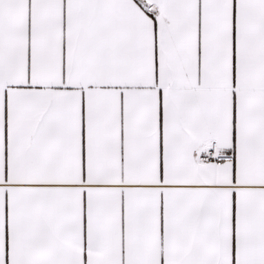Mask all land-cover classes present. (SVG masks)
<instances>
[{
  "label": "snow or ice",
  "instance_id": "1",
  "mask_svg": "<svg viewBox=\"0 0 264 264\" xmlns=\"http://www.w3.org/2000/svg\"><path fill=\"white\" fill-rule=\"evenodd\" d=\"M0 264H264V0H0Z\"/></svg>",
  "mask_w": 264,
  "mask_h": 264
}]
</instances>
